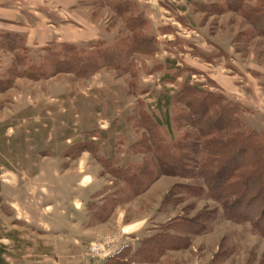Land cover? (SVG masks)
I'll return each mask as SVG.
<instances>
[{"label":"rangeland","instance_id":"obj_1","mask_svg":"<svg viewBox=\"0 0 264 264\" xmlns=\"http://www.w3.org/2000/svg\"><path fill=\"white\" fill-rule=\"evenodd\" d=\"M36 1L0 0V81H12L0 92V264H264V238L227 220L199 176L167 173L168 154L201 157L194 139H179L193 131L174 126L168 154L148 142L155 125L167 136L168 111L178 118L185 81L238 105L244 127L263 134L264 37L216 13L221 0H77L72 13L89 29L48 42L52 26L30 30ZM128 17L146 22L154 55L129 51ZM61 45H117L127 59L87 78L57 74L49 51ZM167 67L189 71L165 82Z\"/></svg>","mask_w":264,"mask_h":264},{"label":"trees","instance_id":"obj_2","mask_svg":"<svg viewBox=\"0 0 264 264\" xmlns=\"http://www.w3.org/2000/svg\"><path fill=\"white\" fill-rule=\"evenodd\" d=\"M222 7L216 13H234L242 18L258 37H264V0H221ZM131 4L119 2L114 12L123 15ZM125 24L131 32L132 44L129 51L144 56L157 52L154 36L143 32L146 22L140 17H128ZM51 65L55 73H72L78 78H87L102 69H115L127 59L124 49L119 46L101 48L93 52L78 51L70 45H61L59 51H49ZM163 74L165 82H175L182 72L188 69H171ZM44 72V71H43ZM38 75L24 73L27 78L36 80ZM12 81H0V92L11 88ZM179 105L174 118L171 110L164 118L167 136H162L159 126L150 131L148 139L150 149L156 154L171 150L167 139L172 128H187L193 133L185 132L179 139H194V145L200 147L197 161L182 155L168 154L166 162L168 174L176 176H199L198 186L204 195L216 201H223V214L227 220L238 224H249L253 234L264 238V133L257 134L244 127L241 121L243 110L220 94L204 91L186 81L180 85V91L173 98ZM183 121V125L178 122ZM151 124V123H150ZM147 126L150 127L149 121ZM180 146V143H179ZM192 151L189 144L183 146ZM176 149L175 146H172ZM173 157V158H171ZM164 160V159H163ZM188 163H194L190 167ZM196 170L197 173H194ZM205 186L206 190L202 187ZM201 232V231H199Z\"/></svg>","mask_w":264,"mask_h":264},{"label":"crops","instance_id":"obj_3","mask_svg":"<svg viewBox=\"0 0 264 264\" xmlns=\"http://www.w3.org/2000/svg\"><path fill=\"white\" fill-rule=\"evenodd\" d=\"M41 0L36 1L37 11H33L34 14H39V18H36L39 22L38 24H32V28L34 26H38L37 29H30L33 32L40 31L42 26L50 25L55 30V34H51V30L46 26L45 30L48 32V42L52 40L54 35L61 36L62 39H70L68 41H72V37H69L67 34L68 31H66V28H69L70 26L77 28L78 26H82L83 29H89V27L86 24H83L79 21L77 17H74L75 14L72 13V10H74V6L76 5L77 0ZM44 22V23H43ZM77 25H74V24ZM41 26V27H40ZM93 36H89L92 39H96L97 33L92 32Z\"/></svg>","mask_w":264,"mask_h":264},{"label":"built area","instance_id":"obj_4","mask_svg":"<svg viewBox=\"0 0 264 264\" xmlns=\"http://www.w3.org/2000/svg\"><path fill=\"white\" fill-rule=\"evenodd\" d=\"M90 251H91L90 253H91L92 256H97V255L101 256V255H103V252H102L101 248H97V249L91 248Z\"/></svg>","mask_w":264,"mask_h":264}]
</instances>
